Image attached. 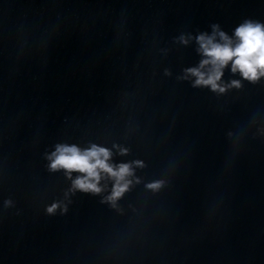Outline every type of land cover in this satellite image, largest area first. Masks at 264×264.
Here are the masks:
<instances>
[{"label":"water","instance_id":"1","mask_svg":"<svg viewBox=\"0 0 264 264\" xmlns=\"http://www.w3.org/2000/svg\"><path fill=\"white\" fill-rule=\"evenodd\" d=\"M248 21L264 0H0V264H264V77L185 78ZM62 144L132 163L128 191L72 192Z\"/></svg>","mask_w":264,"mask_h":264},{"label":"clouds","instance_id":"2","mask_svg":"<svg viewBox=\"0 0 264 264\" xmlns=\"http://www.w3.org/2000/svg\"><path fill=\"white\" fill-rule=\"evenodd\" d=\"M187 44L188 40L181 38ZM198 52L202 55L198 67L186 69L185 78H194V86L209 87L214 92L223 93L229 87H240V81L233 80L230 84H223L221 78L224 70L231 65L233 74L239 73L243 79L256 81L264 77V25L251 21L239 26L233 36H228L213 26V32L200 34L196 38ZM121 154L126 150L121 149ZM112 152L104 147L91 145L81 149L76 145H57L56 151L49 156V167L52 170L63 169L72 180L71 191H83L100 194L105 190L102 181L111 180L113 183L111 194L106 198L113 205L128 191L134 167L132 163H112ZM141 167L139 161L134 162ZM73 173H77L73 179ZM159 183L148 185L156 189ZM55 206L49 211H54Z\"/></svg>","mask_w":264,"mask_h":264}]
</instances>
